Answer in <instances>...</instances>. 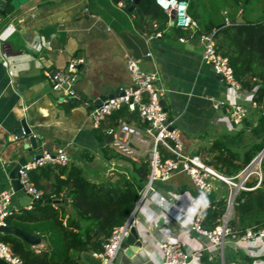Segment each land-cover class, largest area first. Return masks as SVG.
<instances>
[{"label": "crops", "instance_id": "obj_1", "mask_svg": "<svg viewBox=\"0 0 264 264\" xmlns=\"http://www.w3.org/2000/svg\"><path fill=\"white\" fill-rule=\"evenodd\" d=\"M5 8L6 14L0 11V24L5 22L0 28V189L12 186L10 172L19 159L38 155L42 147H65L70 162L82 166L85 176L95 182L113 181L120 172L131 175V159H144L146 149L135 144L132 155L121 154L111 142L100 141L87 104H97L101 96L128 87L132 79L127 55L140 58L144 68L159 69L168 89V112L189 152L196 153L215 139L242 152L258 139L253 128L264 116L262 106L251 107L249 117L238 128L230 122L225 106H214L212 97L233 101L239 96L249 99L250 94L228 87L203 60L198 36L179 35L172 26L158 35L155 24L137 23L130 10L115 0H22L18 5L9 0ZM77 58L82 59L75 83L80 99L62 101V92L52 88L47 72L63 70ZM24 118L40 147L29 150V136L20 135ZM117 128V135L124 136ZM156 185L180 194L176 203L183 210L189 198L202 194L185 172ZM15 202L20 204L17 196ZM67 206L73 210L71 203ZM155 207L154 200L143 204L140 218L147 226L143 212L152 213ZM164 224L171 237L192 243L180 222ZM152 228L125 242L115 264H162L154 242L162 238L163 229ZM137 240H144L138 249L133 244ZM83 256L85 264L95 261L89 253ZM229 256L247 263L245 256L235 252Z\"/></svg>", "mask_w": 264, "mask_h": 264}, {"label": "built area", "instance_id": "obj_2", "mask_svg": "<svg viewBox=\"0 0 264 264\" xmlns=\"http://www.w3.org/2000/svg\"><path fill=\"white\" fill-rule=\"evenodd\" d=\"M156 1L165 9L170 21L171 15L174 14V23L190 30L191 35H194L198 21L189 12V0ZM119 4L125 6L123 0H120ZM157 34L161 35L162 32L157 31ZM198 40L202 46L203 60L213 67L228 87L250 94L249 99L239 96L233 101L212 97L215 107L227 108L230 122L238 128L249 117L250 108L259 106L253 98L255 89L244 87L237 79L229 58L217 49L212 33H200ZM80 61L82 59L77 58L71 60L63 70L47 72L52 81V88L62 92V101L80 99L75 87ZM127 67L132 80L123 92L107 97L99 104L91 102L87 104L95 128L100 127L113 112L122 108L138 112L142 123L137 124L126 119L120 121L118 126L124 132V136L117 135V126L107 127L105 131L108 135H114L111 143L121 153L132 155L135 152V144L144 147L149 159L150 172L146 183L139 190L135 207L125 222L113 228L102 249L90 251V256L95 261L88 264H115L131 229L136 228L138 233H148L153 230L152 227L163 229L162 238L154 242L157 253L162 257V264H241L236 259H227L228 251L243 257L245 255L252 257V264H264V227H250L243 233H236L228 224V218L240 191L255 188L263 181L264 154L256 155L236 175L221 173L200 154L186 149L181 130L175 125V118L169 114L163 103L168 89L161 80L159 69L144 68L141 59L133 55H127ZM162 147L168 155H164ZM69 162L70 156L65 147H58L55 150L42 147L38 155L32 160H27L19 169L23 188L32 194L33 198L42 197L43 189L37 186L32 178V169L37 166L64 165ZM177 172L187 173L192 184L202 191L201 195L189 198L187 208L184 210L176 203L180 194L156 185L157 182L171 179ZM252 175H256L254 180L251 179ZM223 182L229 188L226 211L221 222L215 228L208 229L203 225L204 214L214 204L211 194L217 197L221 195L220 188ZM15 196L12 186L0 189V226L7 225V217L24 206L15 202ZM147 200L156 202L154 212H143L149 226L140 218L143 204ZM33 203L24 207L31 208ZM164 222H180L189 232L193 239L192 243L186 244L180 238L171 237ZM150 242L153 243L152 240ZM41 244L34 246L40 250ZM0 258L11 264H27L14 252L11 245L3 240L0 241Z\"/></svg>", "mask_w": 264, "mask_h": 264}, {"label": "trees", "instance_id": "obj_3", "mask_svg": "<svg viewBox=\"0 0 264 264\" xmlns=\"http://www.w3.org/2000/svg\"><path fill=\"white\" fill-rule=\"evenodd\" d=\"M123 1L129 9L136 0ZM0 11L6 14L5 7H0ZM189 12L198 21L194 35L213 34L217 49L229 58L237 79L244 87L255 89L253 98L264 109V0H189ZM130 13L144 26L152 22L156 30L172 26L179 35H191L190 30L171 25L169 15L156 0H139ZM240 15L242 20L237 21ZM4 24L1 22L0 28ZM122 119L142 123L137 111L122 108L96 129L97 138L104 141L108 136L105 128L118 126ZM253 130L258 139L242 152L230 148L222 139H215L196 153L221 173L236 175L264 147V116H260ZM161 150L168 155L163 147ZM131 161V175L120 172L115 180L100 182L88 179L82 166L75 162L35 167L31 176L43 189L42 201L34 202L31 208L21 206L7 217V222L42 236L45 242L37 250L22 236L1 230L0 241L8 242L27 264H85L83 255L102 249L113 228L125 222L148 179L147 156ZM262 167L264 174V157ZM211 198L214 204L203 219L208 229L221 222L227 207V194H211ZM228 224L236 233L264 227V177L257 187L240 191ZM245 260L251 264L250 257L245 255Z\"/></svg>", "mask_w": 264, "mask_h": 264}, {"label": "water", "instance_id": "obj_4", "mask_svg": "<svg viewBox=\"0 0 264 264\" xmlns=\"http://www.w3.org/2000/svg\"><path fill=\"white\" fill-rule=\"evenodd\" d=\"M8 1L9 0H0V7L4 8ZM138 1L139 0H136L135 4L129 7V10H133ZM13 2L16 5H18L22 2V0H13ZM236 20L241 21L242 16L240 15ZM174 21H175V15L172 14L171 15V23L174 24ZM121 92H123V91H120V92L116 91L113 94L103 95L97 100V104L101 103L105 98L119 94ZM163 103L165 104L166 110H168L167 103H166L165 99H163ZM23 128H24V130H23ZM19 132H20L21 136H24V135L29 136L30 143H31V146L28 148L29 150L40 147V145H41L40 140L38 139L37 135L32 131V129L29 126L26 118H24L22 120V126L19 129ZM113 137H114L113 134L108 135L106 137V141L111 142ZM262 154H264V147L257 155H262ZM35 156L36 155H31L29 158H27L25 156L21 157L19 159V161L15 164V166L11 169V172H10L12 187L15 190L16 196L19 198L20 204L24 205V206H26L32 202L42 201V197H34L33 198L32 194L25 191V189L23 188V184L21 183L20 174H19V169H20L21 165L23 163H25L27 160H32ZM0 230L1 231L14 232V233L22 236L28 243H30L32 245H36V244L45 242V239L43 237L39 236L38 234L29 232L23 228H20L19 226L15 225V224L1 225ZM138 237H139V233H138L137 229L132 228L131 232L127 236L125 242H130L134 238H138ZM133 244H135L136 249H138L137 247H140L143 244V241L137 240V242L133 243ZM0 264H11V263L9 261H7L6 259L0 258Z\"/></svg>", "mask_w": 264, "mask_h": 264}, {"label": "rangeland", "instance_id": "obj_5", "mask_svg": "<svg viewBox=\"0 0 264 264\" xmlns=\"http://www.w3.org/2000/svg\"><path fill=\"white\" fill-rule=\"evenodd\" d=\"M255 178H256V175H252V176H251V179H252V180H254ZM221 191H222V192H225L226 194H228L229 189L227 190V185H223V186L221 187ZM227 254H228V255H227V259H230V256H229L230 253H229V251L227 252Z\"/></svg>", "mask_w": 264, "mask_h": 264}]
</instances>
